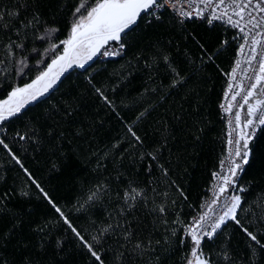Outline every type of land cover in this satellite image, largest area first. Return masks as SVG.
I'll list each match as a JSON object with an SVG mask.
<instances>
[{
  "label": "trees",
  "instance_id": "trees-1",
  "mask_svg": "<svg viewBox=\"0 0 264 264\" xmlns=\"http://www.w3.org/2000/svg\"><path fill=\"white\" fill-rule=\"evenodd\" d=\"M84 2L27 0L25 8L24 0H0V12L20 13L13 27L0 31V102L30 84L63 52L74 9ZM34 12L41 16L39 32L35 27L26 36L22 32L26 52L9 55L4 44L9 37L17 39L14 28ZM51 27L56 31H45ZM238 44L237 33L221 23H180L167 10L147 23L143 15L119 43L116 58L66 72L49 94L0 122V139L11 149L10 154L0 146V264H93L49 199L86 240L98 238L106 264H184L187 252L179 243L184 225L173 221L179 217L187 224L195 215L223 155L219 103ZM24 55L27 66L19 64ZM173 69L183 78L175 87ZM263 86L262 81L250 103L260 98ZM249 149V162L237 181L247 188L240 193L246 204L239 218L257 231L264 228V126ZM130 185L146 194L131 209L123 200ZM157 205L166 206L167 225ZM109 224L113 228L104 233ZM128 228L134 239H151L156 251L141 255L133 254L131 245L122 247L121 233ZM258 238L264 242V236ZM248 244L229 221L204 248L213 254L226 249L240 264L241 257L250 259ZM255 259L261 264L259 252Z\"/></svg>",
  "mask_w": 264,
  "mask_h": 264
},
{
  "label": "snow or ice",
  "instance_id": "snow-or-ice-1",
  "mask_svg": "<svg viewBox=\"0 0 264 264\" xmlns=\"http://www.w3.org/2000/svg\"><path fill=\"white\" fill-rule=\"evenodd\" d=\"M22 7L27 8V0H24ZM171 6L172 9L177 10L179 14L185 18L191 19L195 14L198 18H207L209 23L213 20H225L227 23L234 27H237L241 33H243L244 43H248V36L251 32H245V28L248 25H252V28H257L261 24V20L257 18L256 13L264 14V0H231V4L227 0H188L187 5L181 6L179 0H92L88 3L85 0L84 3H78L75 7L73 15L76 16L70 30L69 37L62 41L64 44L63 55L57 56L52 59L51 64L47 66L48 70L42 72L36 79L27 84L25 87L17 88L13 90L7 100L3 101L0 105V122L7 120L9 117L16 115L25 100L29 97L36 99L39 96H43L52 86L53 83L58 79V75H52L53 67L59 66L61 71H64L73 64L83 68L84 65L91 60L97 54H107V46L109 42H121L132 30L133 26L136 25L138 18L141 17V13H145L148 16L155 15L157 19L160 18L162 10ZM185 7L191 8L190 11H186ZM204 8H208V16L205 17ZM231 13V14H230ZM19 9L13 12H0V31H6L9 27H13L14 21L19 17ZM236 17V19H234ZM41 20V16L38 12H34L31 19L21 21L20 28H14L17 39L8 38V42L4 44L5 50L8 51L9 55L15 56L26 52L25 40L21 38L23 32L25 36L29 29L36 28L39 32V28L36 27ZM243 22V23H242ZM45 31L55 32L54 27L46 28ZM39 39L43 40L44 36H39ZM253 45V52H255V45L260 43L256 39L251 41ZM58 45L53 46V50ZM243 45L240 47V52L243 53ZM255 59V56H253ZM27 56L24 55L19 60V64L27 66L25 61ZM164 62L168 63L167 57L164 58ZM249 64L251 61H247ZM237 67L232 69L231 77L232 81L235 80V73L239 67V61L236 62ZM175 78L173 79L172 86L175 87L178 82H182L183 78L180 74L173 69ZM264 81V59L260 60L259 71L255 76L254 83H252L243 96V103L239 104L238 107L243 109L247 105V117L243 122V128L241 129L238 139L234 141L235 144V157L237 159L232 160L231 166L228 167L227 174L214 173V178H218L222 181L219 184L218 190L213 191V195L210 201H206V207L201 213L193 217L187 224L179 220L177 217L173 223H180L184 225L183 232L181 234L179 243L186 249L187 255L182 257L184 264H219V260L222 259L224 264H238V261L231 253L222 249L215 254L206 252L204 245L213 241L219 235L222 234L223 229L226 227L229 221L233 222L239 227V229L245 234L249 244L250 259L245 261L243 257L240 258V264H257L256 254L259 252L261 257V264H264V242L258 237L264 236V228L257 231H250L240 220L239 215L244 212L243 207L246 204V200L240 195L247 191L244 186H237L239 179V173L243 171V165L248 164V157L251 150L249 149V140L252 138L251 132H244L243 129L254 128L258 123L260 126H264V99L257 98L254 103H250V99L256 94L258 86ZM40 85V87H37ZM236 87H241L237 85ZM233 88V83H229V91ZM99 91V90H98ZM240 92L237 91L231 95V100L236 101L237 96H240ZM260 95L264 96V89H260ZM227 98V94H226ZM105 101L107 98L105 97ZM222 107H224L222 105ZM233 105L229 104L227 110L229 113L235 116V123L237 128L241 127V113L236 111L232 113ZM143 116V113L140 114ZM140 117L138 116L137 119ZM135 141L137 143H143L141 138L129 128ZM24 139V136L20 137ZM242 142V143H241ZM229 144H233V140H229ZM0 146L8 149V144L5 140L0 139ZM11 154V149H8ZM159 151V149H157ZM152 160H157V156L153 153H147ZM12 158L16 160V163L23 168V164L14 154ZM162 167V166H161ZM224 165L222 163L221 168ZM25 171H27L25 169ZM165 175L167 173L165 172ZM35 183V181H33ZM39 187V185H37ZM230 194L228 203L223 205V208L219 214H217V208L220 207L221 197L225 193ZM94 195V194H93ZM46 198L47 195L45 194ZM144 197L146 194L142 189H137L129 186V189L125 191L123 200L128 208L131 209L138 202V197ZM91 198V197H90ZM49 203L52 205L54 210L63 218L64 223L68 228L75 234L79 239L81 245L87 249L90 256L93 258V264H106V258L101 254V250L97 247L99 240L97 237H93L92 240H86L84 236L76 229L71 223L68 217L64 215L61 209L49 199ZM174 203V202H173ZM156 211L161 215V219L165 225H167L166 218V206L157 205ZM253 221H249L251 224ZM121 225H117L120 227ZM113 226L109 224L105 229L104 233L112 229ZM104 233H101L103 235ZM176 230L173 229L171 232L172 236H175ZM121 235L124 238L125 244L122 245L124 248H128L133 254H145L147 252H155L156 249L151 247L153 241L149 239L147 242L139 239H134V231L131 228L125 229ZM95 242V243H94ZM161 241H155V244L159 245ZM167 243V238L165 239ZM123 256L124 253H120ZM213 255L219 259H214ZM159 258L157 257V260Z\"/></svg>",
  "mask_w": 264,
  "mask_h": 264
},
{
  "label": "built area",
  "instance_id": "built-area-1",
  "mask_svg": "<svg viewBox=\"0 0 264 264\" xmlns=\"http://www.w3.org/2000/svg\"><path fill=\"white\" fill-rule=\"evenodd\" d=\"M227 2L231 4V0H227ZM179 3L181 6H184V5H187L188 0H179ZM163 10L169 11L174 16V18L180 23L197 21L200 23H205L208 26L213 25L214 23H221L223 25H226L232 28L239 37V44H238V47L235 53V59H234L233 66L231 70L227 74L224 75L225 84H224V88H223L220 103H219L220 116L224 124L225 139H224V152L219 161L218 167L214 173H218L221 175L227 174L228 167L231 166L232 160L237 159L234 155L235 153L234 141L238 139V135L241 129L243 128V122H244L242 121V118H241V127L237 128L236 123H235V116L228 112L227 106L229 104H232L233 105L232 113L236 111H240L241 116H242V110L244 108L240 109L238 105L243 103V96L246 94L250 85L254 83L255 76L258 74L260 60L264 59V14L256 13L257 18L261 20V24L259 27L252 28V25H248V27L245 28V32H248L249 29H251V32L249 33V36H248V43H244V40L242 38L243 33H241L237 27L232 26L231 24L227 23L225 20H213L211 21V23H209V20L207 18H198L195 16V14L193 15L191 19L185 18L181 16L177 10L172 9L171 6H167ZM185 10L190 11L191 8L185 7ZM208 11H209L208 8H204L205 17L208 16ZM234 19H236V17H234ZM158 20L159 19H157L155 15L148 16L145 14V21L147 23H151V22L158 21ZM252 39H256L260 42L257 45H255V52H253V45L251 43ZM241 45H243V48H244L243 53L240 52ZM120 51H122V47L119 44H109L107 46V54L106 55L102 54L104 52V50L102 49L99 59L105 60V59L116 58L119 55ZM253 56H255V59H253ZM249 60L251 61L250 64L247 62ZM237 61H239V67L237 68V71L235 73L236 78L234 81H232L231 73H232V69L237 67V64H236ZM230 82L233 83V88L231 91H229ZM237 85H240L241 87H236ZM263 89H264V86H263ZM237 91H239L241 94L240 96H237L236 101H232L231 95H233ZM226 94H227V98H226ZM260 98L264 99V96H260ZM222 105L224 107H222ZM261 127L262 126H260L257 123L254 128L250 127V128L243 129L244 132H251L253 134L249 142H251L257 136V133L259 132ZM230 139L233 140V144H229ZM222 163L224 165L223 169L221 168ZM221 182L222 181H220L218 178H214V176L212 175V179H211L210 186L207 191L206 197L199 205V208L193 217L198 216L201 213V211L205 209L206 201H210L213 195V191L218 190L219 184ZM230 194H235V193L226 192L224 196L221 197L220 207L217 208V214L221 212L223 205L225 203L230 202L228 199ZM193 217H191V219Z\"/></svg>",
  "mask_w": 264,
  "mask_h": 264
},
{
  "label": "water",
  "instance_id": "water-1",
  "mask_svg": "<svg viewBox=\"0 0 264 264\" xmlns=\"http://www.w3.org/2000/svg\"><path fill=\"white\" fill-rule=\"evenodd\" d=\"M143 15H145V13H141V17L143 16ZM139 20H140V18H138V20H137V23L139 22ZM137 23H136V25H137ZM136 25H134L133 26V28L136 26ZM132 28V29H133ZM120 42H109V44H119ZM102 51V50H101ZM60 55H63V52L60 54ZM100 55L101 54H97L96 56H94L91 60H89L85 65H84V67L83 68H86V67H88V66H90L92 63H94L95 61H97L99 58H100ZM51 64V63H50ZM49 64V65H50ZM74 69H76V70H80V69H82L81 67H78V66H76V65H74V66H72L71 68H68V69H66V70H64V71H61V68L59 67V66H55V67H53V72H52V75H57V74H59L58 75V79L55 81V84L47 91V92H45L44 93V95H46V94H49L57 85H58V83L61 81V79L63 78V76H64V74L66 73V72H68V71H71V70H74ZM48 70V68L45 70V71H47ZM56 71V72H55ZM34 81V80H33ZM32 81V82H33ZM31 82V83H32ZM11 94V93H10ZM10 94H9V96H10ZM43 95V96H44ZM8 96V97H9ZM8 97L5 99V100H7L8 99ZM38 97H41V96H39L38 95ZM4 100V101H5ZM34 99H30V100H28L26 103H24L22 106H21V109L22 108H24L26 105H28L30 102H32ZM0 104H3V101L2 102H0ZM20 109V110H21Z\"/></svg>",
  "mask_w": 264,
  "mask_h": 264
},
{
  "label": "rangeland",
  "instance_id": "rangeland-1",
  "mask_svg": "<svg viewBox=\"0 0 264 264\" xmlns=\"http://www.w3.org/2000/svg\"><path fill=\"white\" fill-rule=\"evenodd\" d=\"M75 64H73L72 66H74ZM71 68V67H70ZM53 85H54V83H53ZM37 87H40V85H38ZM31 98L29 97L27 100H25V102L24 103H26L28 100H30ZM23 103V104H24ZM2 105V104H1Z\"/></svg>",
  "mask_w": 264,
  "mask_h": 264
}]
</instances>
